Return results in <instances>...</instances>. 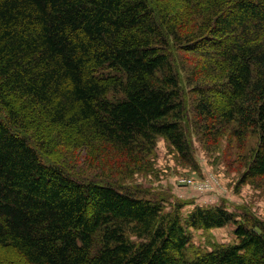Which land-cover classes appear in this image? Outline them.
<instances>
[{
    "label": "trees",
    "instance_id": "trees-1",
    "mask_svg": "<svg viewBox=\"0 0 264 264\" xmlns=\"http://www.w3.org/2000/svg\"><path fill=\"white\" fill-rule=\"evenodd\" d=\"M181 1L194 18L173 24L153 0H0V264L8 252L26 264H264V219L238 220L223 204L166 212L163 199L43 160L27 135L33 108L51 126L100 136L125 171L158 138L196 167L192 119L247 149L243 183L264 178V0ZM171 45L202 47L211 63L212 84L194 80L190 118ZM231 223L236 242L191 251L193 230Z\"/></svg>",
    "mask_w": 264,
    "mask_h": 264
},
{
    "label": "rangeland",
    "instance_id": "rangeland-1",
    "mask_svg": "<svg viewBox=\"0 0 264 264\" xmlns=\"http://www.w3.org/2000/svg\"><path fill=\"white\" fill-rule=\"evenodd\" d=\"M156 1L161 10L169 8L171 11L169 18L173 24L193 17V6H186L181 0H153L154 3ZM232 2L233 0H226L225 6L228 7ZM156 12L162 22L159 9H156ZM192 35L194 41H200L204 36L200 33ZM205 51L206 49L201 47L193 53L183 51L176 45L174 49L171 45L174 67L178 69L176 72L180 71V84L187 101L189 118L193 116L192 100L193 98L196 100L195 81L200 80L204 85L212 84L208 78L213 76H209L207 71L211 63H201L198 58L199 53ZM219 103L221 105L223 101ZM15 104L20 106L18 101H15ZM1 110L3 109L0 106ZM1 115L4 116V113ZM25 115L28 120L27 135L31 142L36 144L41 158L57 163L70 174L123 185L137 191L139 195L163 199L166 212L175 208L176 201L184 203L185 206L181 210L183 216H187L197 205L223 204L238 216V220H242L244 214L264 219V178L242 182L241 178L246 170L242 154L247 149L240 146L229 131L218 140H214L212 136L209 137L201 131L200 133L201 127L198 125L194 127L192 119L188 120L187 138L193 146L196 167L182 162L170 143L164 138H158L151 154L147 155L145 150L141 154L143 162L125 171L127 168L120 167L122 162L119 153L110 146L104 150V141L100 136L78 137L72 129L51 126L46 121L38 119L33 108L26 109ZM190 123L192 127L189 128ZM35 135L45 140L46 145ZM34 139L40 140V145ZM253 143H256V136L251 133L250 148L255 146ZM115 163L119 168H115ZM190 178H193L194 183L197 182L196 188L186 185L190 184L188 182ZM211 186L216 189L211 190L209 188ZM234 229L235 224L231 223L209 231L193 230L191 251H206L211 250L215 244L236 242ZM9 253L5 254L6 256L2 255L8 263L26 264L18 255Z\"/></svg>",
    "mask_w": 264,
    "mask_h": 264
},
{
    "label": "built area",
    "instance_id": "built-area-1",
    "mask_svg": "<svg viewBox=\"0 0 264 264\" xmlns=\"http://www.w3.org/2000/svg\"><path fill=\"white\" fill-rule=\"evenodd\" d=\"M188 182L190 183V184H186V185H188V186H190V187H192V188H196V183H194V181H193V178H190V179H188ZM184 184V183H183ZM211 190H214V189H216V187H209ZM198 189V188H197Z\"/></svg>",
    "mask_w": 264,
    "mask_h": 264
}]
</instances>
